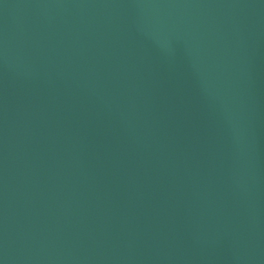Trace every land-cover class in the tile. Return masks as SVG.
<instances>
[{"label": "water", "instance_id": "water-1", "mask_svg": "<svg viewBox=\"0 0 264 264\" xmlns=\"http://www.w3.org/2000/svg\"><path fill=\"white\" fill-rule=\"evenodd\" d=\"M0 264H264V0H0Z\"/></svg>", "mask_w": 264, "mask_h": 264}]
</instances>
